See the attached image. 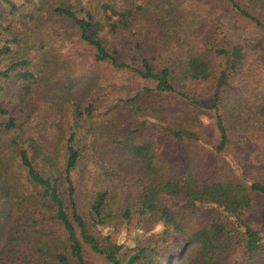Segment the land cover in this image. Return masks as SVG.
<instances>
[{"label": "trees", "instance_id": "trees-1", "mask_svg": "<svg viewBox=\"0 0 264 264\" xmlns=\"http://www.w3.org/2000/svg\"><path fill=\"white\" fill-rule=\"evenodd\" d=\"M185 5H190L197 18L190 36L211 55L192 53L180 26L165 19L153 20L157 28L149 39L134 33L127 47L109 43L106 37L131 29L132 8L102 4L104 16L96 17L90 10L82 14L83 9L62 1L0 0V129L16 132L22 127L19 116L2 103L4 96L15 98L20 114H27L33 85L40 78L31 59L24 53L17 55L24 37L13 30L11 16L27 8L23 18L33 21L36 13L48 11L71 21L79 39L92 48L94 61L145 82L133 93L119 97L122 105L109 106L107 113L126 109L131 119L129 129L124 134L114 133L109 146L138 162L141 171L153 179L124 181L104 157L103 146H81V136L96 134L86 123L98 109L97 101L70 103L63 165L57 174H43L36 168L33 153L38 146L33 139L10 137L14 160L36 192V210L6 225L13 213V187L0 173V228L6 232L5 236L0 232V264H8L6 251H17L27 242L21 226L37 231L29 241L33 243L32 256L45 260L43 264H89L87 252L101 256L107 264H264V229L246 216L256 196H264V182L243 174L233 156L227 101L232 80L248 69V52L243 43L232 42L221 23L212 18L216 12L229 14L238 28H252L264 41V0H186ZM259 57L264 60V54ZM178 81L189 86L181 87ZM195 85H208L209 89L203 93L194 90ZM97 86L98 81L93 88ZM174 102L186 105L190 112L168 118L165 107ZM199 112L212 117L219 133L217 144L195 130ZM112 115L117 122L110 129L121 120L116 113ZM144 128L172 140L173 174L169 168H161L152 142L138 141V132ZM196 145L224 167H201L193 154L186 157L182 153L184 147L191 153L197 151ZM90 158L98 171L86 177ZM179 208L191 212L211 208L216 215L203 225L188 227L178 217L175 209Z\"/></svg>", "mask_w": 264, "mask_h": 264}, {"label": "rangeland", "instance_id": "rangeland-1", "mask_svg": "<svg viewBox=\"0 0 264 264\" xmlns=\"http://www.w3.org/2000/svg\"><path fill=\"white\" fill-rule=\"evenodd\" d=\"M73 5L76 9L90 10L96 17L104 16L102 4H109L117 9L132 8L135 10L134 23L130 30L123 31L120 35L106 37L107 41L121 47H127L129 39L134 33L142 38H150L156 31L154 19L168 20L182 30L183 38L187 40L192 53H211L194 37L190 36L192 23L197 18L193 17L190 5H185L186 0H56ZM2 12L7 17L10 15L3 7ZM19 12L11 16L13 30L21 32L24 42L17 48V55L24 53L31 59L32 67L40 74L34 83L33 98L27 102V114H20L15 98L4 96L3 102L11 111L19 116L22 123L20 130L7 132L0 129V173L6 178L7 185L13 187L10 209L12 216L6 225L10 224L17 216L31 215L36 201V192L26 179L23 167L14 160L10 149V137L21 136L33 139L38 148L33 153L36 168L43 174L58 173L63 165V137L69 122L70 103L85 104L90 99H95L98 109L94 115L87 118L86 127L96 131L95 135L85 134L80 137V145L87 148L103 146L106 152L104 157L110 160L111 165L118 171L121 179L130 181L138 179L144 182H153L152 178L144 174L138 162L127 155L116 153L112 147L111 139L114 133L124 134L130 127L131 119L127 118V110L107 113L109 106L121 104L119 97L124 93L132 92L145 85L140 78L130 74L114 71L104 62L94 61L91 47L79 39L78 29L71 21L53 15L48 11L36 13L33 21L24 19L27 12ZM201 14V13H200ZM202 16L204 14H201ZM219 21L229 35L232 42L243 43L248 52L247 68L242 76H235L232 80L227 101L232 128L230 129L231 151L239 160L243 174L247 177L264 182V60L259 55L264 54V41L261 35L252 28H238L229 14L216 12L212 15ZM197 24V23H196ZM195 24V25H196ZM184 30V33H183ZM98 81V86L93 85ZM181 87H188V82L178 81ZM13 89L15 85L12 86ZM126 87V88H125ZM194 90L206 93L208 85H195ZM9 92L8 94H10ZM133 93V92H132ZM7 94V93H6ZM111 102V103H110ZM111 108V107H110ZM168 118L175 119L183 111L190 112V108L183 104H167ZM113 113L121 120L116 123ZM124 117L127 119L124 120ZM177 121V119L175 120ZM105 128V129H104ZM195 130L206 140L217 144L219 133L212 117L199 112ZM138 141L152 142L154 150L159 154L161 168H169L174 173V153L172 140L162 135L157 130L144 128L138 132ZM108 144V146H105ZM197 147V145H196ZM190 152L189 147L182 148V153L193 154L199 166L212 169L224 167L223 163H216L211 155L204 153L199 146ZM204 161L206 163H204ZM109 162V161H108ZM213 162V163H212ZM215 163V164H214ZM164 166V167H163ZM189 165L186 164L187 168ZM94 160L86 161V177H93L98 171ZM178 172V171H177ZM132 178V179H131ZM84 189V188H83ZM254 205L246 212L247 218L259 229H264V196L258 195ZM38 209L42 206L38 203ZM178 217L188 227H197L207 223L216 211L207 208L199 212L185 209H175ZM18 228V226H17ZM27 236V242L17 247V251H6L5 260L8 264H43L45 260L32 256V242L29 241L37 235L32 227H19ZM0 232L6 235L5 228ZM18 232V231H17ZM31 235H30V234ZM143 237V236H142ZM12 248V246H11ZM14 248V247H13ZM89 264H107L104 259L92 252H87Z\"/></svg>", "mask_w": 264, "mask_h": 264}]
</instances>
